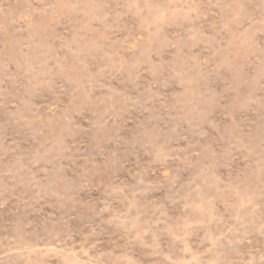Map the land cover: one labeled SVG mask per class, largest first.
<instances>
[{"label": "rangeland", "instance_id": "obj_1", "mask_svg": "<svg viewBox=\"0 0 264 264\" xmlns=\"http://www.w3.org/2000/svg\"><path fill=\"white\" fill-rule=\"evenodd\" d=\"M0 264H264V0H0Z\"/></svg>", "mask_w": 264, "mask_h": 264}]
</instances>
